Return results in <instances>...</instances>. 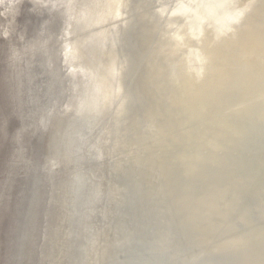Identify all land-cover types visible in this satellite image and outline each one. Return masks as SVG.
I'll return each instance as SVG.
<instances>
[{
    "label": "bare ground",
    "instance_id": "bare-ground-1",
    "mask_svg": "<svg viewBox=\"0 0 264 264\" xmlns=\"http://www.w3.org/2000/svg\"><path fill=\"white\" fill-rule=\"evenodd\" d=\"M50 2L45 163L0 264L32 185L20 264H264V0Z\"/></svg>",
    "mask_w": 264,
    "mask_h": 264
},
{
    "label": "rangeland",
    "instance_id": "rangeland-1",
    "mask_svg": "<svg viewBox=\"0 0 264 264\" xmlns=\"http://www.w3.org/2000/svg\"><path fill=\"white\" fill-rule=\"evenodd\" d=\"M48 1L49 0H46L45 2L43 1V4L47 3ZM30 3L31 0H0V257L4 240L3 230L4 227L8 226L9 218L10 216L12 217V213H14L13 207L15 205V202L17 203L18 201L16 195L17 192L19 193V183H21L19 177H21V175L23 174L22 165L27 168L29 164H33V166L31 165L32 167H37L40 168L38 170H41V166H43V163H45V158L42 159L44 161L35 160L36 163L34 161L36 157L34 153L38 146V136L31 135L34 127L24 131L23 134L15 132L16 129H18L17 127L19 126L18 117L24 115L22 110H26V108L22 109L21 107H19L24 101H20L18 99V94L24 91L23 89L26 87V83H24L22 79L18 81L16 75L18 72H21V74L23 72H25L24 74L27 73L24 68L21 69V71L20 69H17V64H15L17 59L16 55H20L21 63L18 65V67L21 68L23 62L29 64V67L27 68L29 69L30 73L35 67L33 66L35 57L37 64L38 58L42 54L41 49H43L42 47L39 48V41H37L35 38V40L31 42H26V44H23L24 40H29V27L33 26V24L35 23L33 14L27 12V9L30 8ZM38 6H41V4ZM143 13H140L139 15L141 16V14ZM9 20L13 29L11 33L12 35L5 36L3 38L2 30L5 23ZM113 23L115 22L111 20L110 22L106 23L105 27H110L114 25ZM141 30L142 29H138L135 34V37H139V41L145 33L144 30ZM2 38L4 39V41H2ZM42 42L44 43V41ZM2 48L4 51L2 50ZM8 52H13V55L8 56ZM12 57L13 60L12 62H10V58ZM7 64H14L12 65V70H10L12 73L9 72V75H12V77L15 76L16 79H14V81L13 79H10L8 83H12V85L11 87L7 85L8 87H6L5 89L6 79H4V76L5 73L8 74V71L6 69L5 72L4 69L5 67H7ZM43 131L45 133V130ZM13 133H15L14 136L12 135ZM91 156L95 162V153L93 151H91ZM17 197H19V195H17ZM6 213L7 216L3 217V214ZM39 215L40 212L38 216ZM31 250L32 255L37 254L38 249L34 250L32 248ZM4 255L2 257H4ZM6 257H9V254H6Z\"/></svg>",
    "mask_w": 264,
    "mask_h": 264
},
{
    "label": "water",
    "instance_id": "water-1",
    "mask_svg": "<svg viewBox=\"0 0 264 264\" xmlns=\"http://www.w3.org/2000/svg\"><path fill=\"white\" fill-rule=\"evenodd\" d=\"M32 1L30 3V8L27 9V12L33 14V16L35 18V23L33 24L34 27L29 29V40H24L23 44H26V42L29 43V42L37 39V38H40V39H43L41 37L46 38L47 34L50 35V32L47 29V22L46 21H47L48 17L50 15H52V10H51L52 3L49 0L47 6H37ZM53 30L56 31V28H53ZM51 33H53V31ZM2 41H4L3 38H2ZM39 43H42V42H39ZM12 60H13V58H10V62H12ZM33 64H34L33 66H35V67L31 71L32 73L31 72L29 73V69L27 68V67H29L28 66L29 64H26L24 62L22 63V69L24 68V70L27 71L26 74H24V72L21 74V79L23 80L24 83H26L25 84L26 87L23 89L24 91L22 93L18 94V97H19L18 99L20 101H24V103L21 104L19 107H21L22 109L26 108L27 111L22 110L24 115L18 117L19 126L17 127L18 129H16L15 132L23 134V131L30 129L29 127L34 123L37 126L32 131L31 135L32 136L33 135L42 136L41 128L36 123L37 118L34 119V114L30 115V117L28 114H29V112H33V113L35 111L39 112L44 107L48 106V104L51 102L52 98H51L50 93H52V90L50 89V85L48 83L47 84H44V83L46 82V80L48 81L50 79V76L52 78V74H50L51 72L49 73L45 70H42L40 68V66L36 64V57H35V61L33 62ZM33 66H31V67H33ZM53 68H55V67L52 66V70H53L52 73L54 74V76H57V71H54ZM4 71L6 72V69H4ZM9 72L12 73L11 71H9ZM8 85L11 87L12 83L11 84L8 83ZM45 85H46V88L44 89ZM34 92L36 93L35 94L36 100L34 99V96H33ZM45 141H46V139L44 140V146H39V145L37 146L36 151L34 153V155H36L34 161L44 159V156L46 154V143H45ZM42 144H43V142H42ZM36 161H35V163H36ZM37 169H40V168H37ZM31 171L36 172V174H38L37 178L41 177V174H42L41 171H38V170L35 171L32 169H31ZM32 172H31V174H32ZM35 187H36V183H35ZM37 189H38V185L35 188V191H34V185H32L31 192H29V196H28V190L26 189L27 196L24 197L23 201H22L23 202L22 209L24 212L22 215H20L19 225H18V230H17L18 232L16 233L15 245H14L15 254L12 255V257H10V260L12 261L11 264H20V262L22 260V253H23L24 241H25L24 236H25L26 231H27V227H28V223H29V217H30V213L28 214V212L33 205L32 202L34 201V198L36 196ZM50 203H52V202H50ZM18 261H19V263H18Z\"/></svg>",
    "mask_w": 264,
    "mask_h": 264
}]
</instances>
